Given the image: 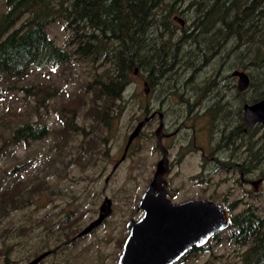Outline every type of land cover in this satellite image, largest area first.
Here are the masks:
<instances>
[{
  "label": "rangeland",
  "instance_id": "1",
  "mask_svg": "<svg viewBox=\"0 0 264 264\" xmlns=\"http://www.w3.org/2000/svg\"><path fill=\"white\" fill-rule=\"evenodd\" d=\"M188 5L187 2L181 5V10L185 12L182 15L178 13L185 18L187 26L191 25L195 16L193 10H187ZM4 9L5 0H0V13ZM178 26L174 42L181 33V26L179 24ZM47 30L59 46L67 44L71 32L65 28L63 22L52 23ZM200 41L203 43L202 39L199 43ZM189 44L190 41L184 44L178 56V58L182 56V60L173 66L168 75L160 79L166 86L180 88L174 89L173 91L176 90L174 93H182L184 80L189 76H192L194 86H205L207 81L218 78L217 74L230 77L234 68L245 70L249 74L252 72L250 67L246 66L250 56L246 58L247 49L243 43L240 49L227 46L216 54L207 50L208 58L212 59L202 66L205 57L202 59V56L198 57L199 52L195 43ZM189 50L191 57L189 53L185 55ZM188 60L197 63V70L185 63ZM101 71L99 63L81 61L55 69H34L29 76L17 81L14 89L6 88L7 84L4 81L0 82V114L13 111L28 113L33 106L38 107L39 103V112L33 113L31 121L33 123L42 121L51 130L41 140L0 149V175L3 176V182L14 177L24 180L34 178V181H46L47 186V189L37 193L29 204L0 218V248L4 250L10 247L8 261L1 255L0 264H25L34 258L35 254H41L49 249H56V252L40 264H117L129 234L128 221L143 216V211L138 209V205L162 157L155 135L158 119L134 140L127 157L123 160L121 158L129 135L144 117L146 104L149 103L152 108L158 110L159 102L155 96L161 93L162 88L161 85L155 87L151 85V91L146 93L144 82L147 72L138 71L133 75V82L125 92L124 98L117 101L123 110L121 114L117 112L110 129L99 130L97 133L100 134L99 137L94 133L86 136L82 131H78L71 136L62 151L56 147V142L60 138L54 129L61 127V116L69 115L68 108H77L79 111L76 117L77 124L90 130L93 119L88 109L93 105V95L86 89L85 84L93 81L96 74ZM48 92L51 95L47 98ZM189 94L188 90L187 95ZM44 95L45 102L42 100ZM248 95L250 100L256 96L246 94ZM83 99L86 104L82 107H78L77 103H68ZM165 104L169 109L167 121L185 119L189 125L196 126L198 144L204 146L208 153L210 146L209 139L206 140V133L210 136L211 130L206 132L200 130L205 129L206 119L195 116L190 118V114L184 111L180 105L181 101L177 98ZM63 106H67L65 111H62ZM8 119L14 120L15 117ZM210 125L208 121L207 128L211 129ZM185 132L186 130L182 131ZM259 134L261 136L262 129ZM8 136L9 132L0 130V146L3 138ZM91 142L92 149L89 148ZM176 150L177 147L172 148L177 160H172L168 176L174 202L213 197L226 207L235 204L234 213L252 207L258 214L264 216V183L260 184L259 192L255 194L253 186L238 180L240 174L232 175L223 170L210 177L202 168L201 152L179 161L180 154L176 153ZM80 156L81 161L78 159L73 161ZM118 161L119 164L114 169ZM16 164L18 167L15 169ZM262 171L264 162L258 171L260 175ZM202 174L207 175L209 181L204 182L200 177ZM250 178L257 180L258 173L252 174ZM105 197L113 201L111 215L88 234L79 236L80 232L99 216ZM67 217L69 218L64 225L67 230H62L60 225ZM19 228L27 231L19 234ZM228 235L227 229L223 231L219 242H211V249L199 250L179 264H242L241 254L247 247L233 244L229 241Z\"/></svg>",
  "mask_w": 264,
  "mask_h": 264
},
{
  "label": "trees",
  "instance_id": "2",
  "mask_svg": "<svg viewBox=\"0 0 264 264\" xmlns=\"http://www.w3.org/2000/svg\"><path fill=\"white\" fill-rule=\"evenodd\" d=\"M186 2L189 4L187 10H193L195 16L191 25L186 23L180 27L181 33L174 42L179 27L175 16L185 12L181 5ZM58 21L71 32L63 47L47 30L50 24ZM200 39L203 43H199ZM189 41V45L195 43L198 57L203 53L207 55L208 51L219 53L227 46L240 49L243 43L247 49L246 58L250 56L246 66L252 71L249 74L250 93L256 95L252 101L264 98V0H5V9L0 13V82L14 89L16 82L29 76L34 69H55L81 61L99 63L102 71L85 84L93 95V105L88 109L93 119L90 130L77 124V108L63 106L62 111L67 109L69 115H62L61 127L54 129L60 138L56 147L62 151L78 131L87 136L110 129L117 112L121 114L123 110L117 101L124 98L133 75L149 68L150 86L155 87L158 79L172 69L168 66L182 60V56H178ZM188 53L191 57V50L185 55ZM188 61L185 63H191L189 66L195 63ZM50 95L48 92L47 98ZM45 97H42L43 102ZM68 103L82 107L86 101ZM37 105L28 113L0 114V130L9 132L0 149L41 140L51 131L42 121H31L33 113L39 112L40 104ZM9 117L15 119L9 120ZM92 146L91 142L89 148ZM81 158L73 161H81ZM17 167L18 164L15 169ZM33 179L14 177L3 182L0 175V218L29 204L37 193L47 189L46 181ZM231 208L228 239L247 247L241 254L242 264H264V216L252 207L237 213ZM68 218L60 225L62 230H67L64 225ZM25 231L18 229L19 234ZM222 233L197 251L211 249V242H219ZM9 253L10 247L0 248V256L4 255L5 261Z\"/></svg>",
  "mask_w": 264,
  "mask_h": 264
},
{
  "label": "flooded vegetation",
  "instance_id": "3",
  "mask_svg": "<svg viewBox=\"0 0 264 264\" xmlns=\"http://www.w3.org/2000/svg\"><path fill=\"white\" fill-rule=\"evenodd\" d=\"M177 23L180 26H185V25H181L179 22ZM202 58H204V63H202L201 66L203 64L206 65L208 60L212 59V58L209 59L207 55L204 53L201 59ZM190 64L191 63H187L188 66ZM173 66L169 65L168 68H173ZM191 66L192 68H195V70H197L196 62ZM237 70L245 71L238 68H234L230 77L229 75L225 76L222 74H217L218 78H212L211 81L210 80L207 81L205 86L203 85L194 86L193 84L194 80L193 78H191L192 76H189L187 79L184 80V84L182 85L183 90H181L182 91L181 94L174 93L176 90L173 91L174 89L177 88L180 90L179 87L177 86L172 87L170 85L166 86L160 80L164 78L166 74L162 75V77L158 79L157 86L161 85L160 87L162 88L161 93L155 96L159 102V106L157 107L158 110L152 108L151 105L147 103L146 107L144 108V117L141 120L145 118H149V120L144 125L143 130L147 126L154 124L156 119L159 120L158 128L155 131V135L157 138L158 149L161 152V156H163V152L161 150V147L159 146V139L157 134L158 129L162 128L161 129L162 143L169 152L168 154L169 172L166 176L167 180L171 172L172 160L174 161L177 160L176 155H174V152H172V148L177 147L176 153L180 154L178 158L179 161L181 159H186L191 154H194L196 152H201L203 158L202 168H204L207 171L206 173H208L210 177H212L215 174H218L223 170H227V172L232 173V175L240 174V178L238 177V180H240V182H242L243 184H249L253 186L255 194L259 192L260 184L264 183V171H262L261 174L262 176L258 172L260 171V166L262 165V162H264V142H263L264 124L262 122H257L253 127L248 129L247 127L248 125L245 118V105L253 104L261 99H258L257 101H252V99L251 100L249 99V95L246 96V94H253L250 93L251 78H250L249 87L243 91L240 90L239 77L234 75V72ZM145 72H147V75H146V81L144 82V87L145 84H148L147 91L145 89L146 93L148 94L151 91V86H150L151 72L149 68H147ZM190 83H192L191 86H189ZM188 90L190 91L189 95H187ZM252 91H255V89H252ZM147 97H150V95H147ZM175 98L181 101L180 104L181 107L184 109V111L190 114V118L195 116V117H201L203 120L206 119L205 129L202 128L200 130L205 132L206 130H211L210 136H207L206 133V140L209 139V146H210L208 153L204 146L198 144V130L196 126L189 125L185 119H179L176 120L175 122L167 121V118L169 116V109L165 103L172 101ZM208 121H209V125L211 124L210 125L211 129L210 127L207 128ZM172 129L175 130L171 131ZM261 129H262V134L260 136L259 132ZM184 130H186V132L182 133V131ZM175 137L177 138L174 141ZM123 156L121 158L122 160H123ZM126 157L127 154L125 158ZM118 164L119 161L115 164L114 169L118 166ZM255 173H258L257 180H255L254 178L253 179L250 178L252 174ZM200 177H202V180L204 182L209 181V177L207 175L205 176L204 174H202ZM168 183H169L168 185L169 198L172 200V189L169 180ZM202 199H207V198H202ZM208 200L217 202L214 200L213 197H210ZM181 202H175V203H181ZM222 205L229 213L230 221H231V212H229V209H232L231 207L235 209V204L234 206L231 204L232 206L229 205V207H226L224 203ZM210 241L211 239L209 240V242ZM49 250L52 251L51 255L56 252V249H49ZM196 252H197V248L188 251L175 264H179L188 256H191ZM32 259H30L25 264H28Z\"/></svg>",
  "mask_w": 264,
  "mask_h": 264
},
{
  "label": "water",
  "instance_id": "4",
  "mask_svg": "<svg viewBox=\"0 0 264 264\" xmlns=\"http://www.w3.org/2000/svg\"><path fill=\"white\" fill-rule=\"evenodd\" d=\"M175 20L185 25L182 17L177 15ZM234 75L239 77L241 91L249 87L250 76L246 71L237 70ZM147 87L148 84H145L146 91ZM245 118L248 129L257 122L264 124V98L245 105ZM148 120L149 118H145L139 121L129 135L123 159ZM161 129H158L157 134L163 156L139 202L138 209L143 210V216L138 220L130 219L127 223L129 235L117 264H175L188 251L204 247L214 235L229 228L231 224L229 213L220 203L208 199L175 203L169 198L166 177L169 172V152L162 143ZM112 205V199L105 197L99 216L79 236L100 226L111 215ZM51 253V250H46L28 264H39Z\"/></svg>",
  "mask_w": 264,
  "mask_h": 264
},
{
  "label": "bare ground",
  "instance_id": "5",
  "mask_svg": "<svg viewBox=\"0 0 264 264\" xmlns=\"http://www.w3.org/2000/svg\"><path fill=\"white\" fill-rule=\"evenodd\" d=\"M221 52V51H220ZM208 55V54H207ZM205 56V55H204Z\"/></svg>",
  "mask_w": 264,
  "mask_h": 264
}]
</instances>
